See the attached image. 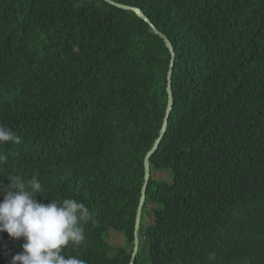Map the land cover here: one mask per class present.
<instances>
[{
  "label": "trees",
  "instance_id": "obj_1",
  "mask_svg": "<svg viewBox=\"0 0 264 264\" xmlns=\"http://www.w3.org/2000/svg\"><path fill=\"white\" fill-rule=\"evenodd\" d=\"M114 1L176 52L151 166L172 181H149L136 264H264V0ZM171 61L103 0H0V122L21 137L0 144V182L36 176L38 201L85 203L95 222L66 252L87 264L131 262Z\"/></svg>",
  "mask_w": 264,
  "mask_h": 264
},
{
  "label": "clouds",
  "instance_id": "obj_2",
  "mask_svg": "<svg viewBox=\"0 0 264 264\" xmlns=\"http://www.w3.org/2000/svg\"><path fill=\"white\" fill-rule=\"evenodd\" d=\"M21 143V137L0 122V144ZM7 156L0 154V163ZM0 182V232H7L16 251L11 262L1 264H87L78 256L66 255L68 245L80 246L86 239L85 225L94 223V216L83 202L73 198L50 200L45 204L36 197L42 185L36 176L25 180L8 177ZM40 196V195H39Z\"/></svg>",
  "mask_w": 264,
  "mask_h": 264
},
{
  "label": "water",
  "instance_id": "obj_3",
  "mask_svg": "<svg viewBox=\"0 0 264 264\" xmlns=\"http://www.w3.org/2000/svg\"><path fill=\"white\" fill-rule=\"evenodd\" d=\"M104 1L108 2L109 4L115 6L119 9L131 11V12L135 13L140 19H142L144 22L149 24L153 33L158 35L159 37H161L164 40L167 48L169 49V51L172 55V62L170 65V70L168 72V88H167V91H168V95H169V101H168V106H167V110H166L164 124H163L161 131H160L159 137L155 141L153 148L148 152V154L145 158V185L143 188V195L141 197V201H140L138 211H137V219H136V226H135L134 255H133L132 260L130 262V264H135L136 257L138 254V250H139V245H140V230H141L143 209H144V205H145V201H146V191H147L148 181L150 180V177H151V175H150L151 169L150 168H151V164H152V156L159 149L160 144H161L162 140L164 139V137L167 133L169 119H170V116H171L173 109H174V94H173L172 84H173V70H174V65H175L176 53H175L173 44L170 41V39L151 22L149 17L146 16L145 13L140 8L133 7L130 5L121 4V3H117L116 1H113V0H104Z\"/></svg>",
  "mask_w": 264,
  "mask_h": 264
},
{
  "label": "rangeland",
  "instance_id": "obj_4",
  "mask_svg": "<svg viewBox=\"0 0 264 264\" xmlns=\"http://www.w3.org/2000/svg\"><path fill=\"white\" fill-rule=\"evenodd\" d=\"M104 1V0H103ZM114 1V0H113ZM106 2V1H104ZM117 2V1H116ZM108 3V2H106ZM118 3V2H117ZM109 4V3H108ZM122 4V3H121ZM111 5V4H110ZM126 5V4H125ZM113 6V5H112ZM131 6V5H130ZM115 7V6H114ZM135 7V6H133ZM117 8V7H116ZM139 8V7H138ZM141 9V8H140ZM123 10V9H122ZM142 10V9H141ZM143 11V10H142ZM131 12V11H130ZM144 12V11H143ZM145 13V12H144ZM146 15V13H145ZM147 16V15H146ZM150 19V18H149ZM142 20V19H141ZM152 22V21H151ZM146 23V22H145ZM153 23V22H152ZM154 24V23H153ZM149 25V24H148ZM155 25V24H154ZM150 26V25H149ZM156 26V25H155ZM151 28V27H150ZM152 30V29H151ZM153 32V31H152ZM162 32V31H161ZM156 35V34H155ZM158 36V35H157ZM159 37V36H158ZM161 38V37H160ZM162 39V38H161ZM163 40V39H162ZM174 47V46H173ZM175 50V49H174ZM176 53V52H175ZM176 58V56H175ZM172 62V61H171ZM175 67V65H174ZM173 73H174V70H173ZM171 117V116H170ZM165 120V119H164ZM169 122H170V119H169ZM164 124V123H163ZM163 127V126H162ZM168 127H169V124H168ZM168 131V130H167ZM166 136V135H165ZM157 140V139H156ZM163 141V140H162ZM162 143V142H161ZM155 144V143H154ZM161 146V144H160ZM160 148V147H159ZM159 150V149H158ZM157 150V151H158ZM156 151V152H157ZM155 152V153H156ZM148 154V153H147ZM153 157V156H152ZM152 166V164H151ZM151 169V168H150ZM150 175L152 177V175L154 176V179L157 181V180H162L164 179L165 181L167 182H171L172 181V176L170 174V172H158V171H151L150 172ZM150 177V179H151ZM150 181V180H149ZM149 181H148V184H149ZM145 185V183H144ZM144 188V186H143ZM147 190H148V186H147ZM142 195H143V190H142ZM142 197V196H141ZM146 198H147V191H146ZM141 201V199H140ZM140 204V203H139ZM145 204H146V201H145ZM139 207V206H138ZM144 208H145V205H144ZM138 211V210H137ZM144 211V209H143ZM149 218H148V221L149 223H154V219H152L151 215H148ZM143 218V216H142ZM136 219H137V215H136ZM142 224V223H141ZM136 226V224H135ZM141 231V230H140ZM134 241H135V232H134ZM140 241H141V235H140ZM8 242V243H7ZM107 242L111 245V246H114V247H119V246H122L123 244H125L126 242V237H125V234L122 233V232H117L115 230H111L109 232V235H108V239H107ZM135 247V246H134ZM139 249H140V245H139ZM134 251V250H133ZM19 252H22V251H19ZM18 251H16V249L11 245V242L10 241H6V242H2L0 241V259H3L7 262H11V259H12V256H14L15 254L19 253ZM139 252V250H138ZM66 255H68L67 252H64ZM72 255V254H70ZM133 255H134V252H133ZM138 255V254H137ZM73 256V255H72ZM133 257V256H132ZM80 258V257H79ZM83 259V258H81ZM137 259V257H136ZM132 260V259H131ZM136 264V262H135Z\"/></svg>",
  "mask_w": 264,
  "mask_h": 264
},
{
  "label": "bare ground",
  "instance_id": "obj_5",
  "mask_svg": "<svg viewBox=\"0 0 264 264\" xmlns=\"http://www.w3.org/2000/svg\"><path fill=\"white\" fill-rule=\"evenodd\" d=\"M0 264H1V262H0Z\"/></svg>",
  "mask_w": 264,
  "mask_h": 264
}]
</instances>
